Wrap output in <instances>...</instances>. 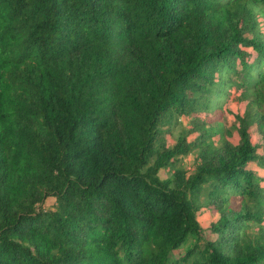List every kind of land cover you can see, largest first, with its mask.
Returning a JSON list of instances; mask_svg holds the SVG:
<instances>
[{
  "label": "trees",
  "instance_id": "obj_1",
  "mask_svg": "<svg viewBox=\"0 0 264 264\" xmlns=\"http://www.w3.org/2000/svg\"><path fill=\"white\" fill-rule=\"evenodd\" d=\"M258 168L264 0H0V264H264Z\"/></svg>",
  "mask_w": 264,
  "mask_h": 264
},
{
  "label": "rangeland",
  "instance_id": "obj_2",
  "mask_svg": "<svg viewBox=\"0 0 264 264\" xmlns=\"http://www.w3.org/2000/svg\"><path fill=\"white\" fill-rule=\"evenodd\" d=\"M225 112H223L220 116V121L222 125H226V127H228L229 125L232 124L233 121V116L229 113L232 110L236 109L238 111L243 112L244 108H245V103L244 102H238L237 99H231L226 105H225ZM185 124H187V121L185 120ZM252 135H253V141L257 142V141H261V136L260 134L257 132V128L256 126L254 128H252ZM195 134L190 135V139L194 138ZM221 135H217L215 137V139L220 138ZM231 140H233L234 142H236L238 140V136L237 134H234L233 137H231ZM169 142L174 144L175 143V139L173 136H171L169 138ZM194 159L195 156L194 155H189L187 157L184 158V165L186 166V168H188L190 170V168L194 167ZM254 168H256V165H253ZM259 169V172L264 175V169ZM161 176L164 178L167 176V172L165 170H162L161 172ZM56 206V200L55 198H48L46 200V202L44 203V207L46 209H54ZM200 221L201 224L204 227H208L210 225V223L212 221H214L216 219V216H214L213 214H211L210 211L208 210H204L201 214H200Z\"/></svg>",
  "mask_w": 264,
  "mask_h": 264
}]
</instances>
